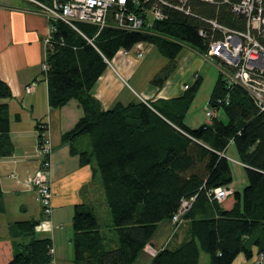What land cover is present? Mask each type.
Masks as SVG:
<instances>
[{"label": "trees", "instance_id": "trees-1", "mask_svg": "<svg viewBox=\"0 0 264 264\" xmlns=\"http://www.w3.org/2000/svg\"><path fill=\"white\" fill-rule=\"evenodd\" d=\"M159 1L166 18L146 31L114 24L112 14L99 31L92 23L77 21L76 28L60 18L50 19L44 69L49 106L55 109L75 99L82 109L61 140L69 143L81 164H90L99 174L117 234L112 246L98 215L78 206L72 217L74 264H136L144 251L148 264H231L239 252L251 257L255 246L264 256V110L247 90L228 85L220 71L209 106H223L228 118L216 115L198 127H190L184 118L200 77L179 96L119 100L108 108L92 92L107 68L105 57L112 58L121 48L140 41L156 44L168 62L151 83L162 85L183 46L204 53L212 40L224 37L215 22L246 28L245 16L233 9L238 0ZM10 96L9 84L0 77V156L14 150L10 106L4 100ZM37 127L38 145L47 127L41 121ZM231 142L248 175L243 190L231 186ZM219 186L231 189L222 199L213 193ZM184 199L191 205L173 220ZM163 221H185L187 236L178 235L171 245L169 235L156 244ZM39 222L36 217L11 222L10 242L0 240V264L52 262V240L37 234ZM202 252L209 255L206 263Z\"/></svg>", "mask_w": 264, "mask_h": 264}, {"label": "crops", "instance_id": "crops-1", "mask_svg": "<svg viewBox=\"0 0 264 264\" xmlns=\"http://www.w3.org/2000/svg\"><path fill=\"white\" fill-rule=\"evenodd\" d=\"M50 26V20L35 3L29 0H0V77L12 90V96L4 100L10 106V135L14 143L11 154L0 156V240L10 242L12 221L36 217L44 221L46 227L37 230V234L48 236L52 240L53 260L47 264H74V212L78 206L95 212L98 196L104 191L99 174H94L90 164H81L79 155L73 154L69 143L61 140L62 132L72 127L82 113L77 100L72 99L55 109L49 106L48 82L43 63ZM130 56L114 55V66L108 63L92 88L105 108L119 100L128 102L140 98L148 101L179 96L194 84L197 77L202 81L204 74L206 76L209 71V67L203 65L205 62L198 64L196 54L182 50L177 55L175 69L162 85L151 83L150 75L147 82H137L135 85L138 88L131 86L132 91H129L125 76L129 75L132 57L137 58ZM203 59L208 60L205 57ZM132 78L133 74L130 79ZM31 83H34L31 90H27ZM17 114L20 115L19 119ZM39 121L46 124L44 133L51 139V151L48 155V176L53 192L50 215L43 213L40 203L39 208L31 210L30 197L33 198L34 195L35 198L36 190L25 182L40 168L41 160L34 156V147L39 141ZM231 186L235 189L233 182ZM162 228L168 233L171 222H161L160 229ZM185 236L184 231L182 237ZM161 241H156V244ZM69 242H72L70 246ZM261 255L263 253H258L255 246L250 258L242 251L232 264H252L254 259L261 260L260 264H264V256ZM148 263L147 253L144 251L136 264Z\"/></svg>", "mask_w": 264, "mask_h": 264}, {"label": "built area", "instance_id": "built-area-1", "mask_svg": "<svg viewBox=\"0 0 264 264\" xmlns=\"http://www.w3.org/2000/svg\"><path fill=\"white\" fill-rule=\"evenodd\" d=\"M35 3L48 19L60 18L66 23L77 27V21L96 24L98 31L108 24L109 15H113V22L118 26L137 31H146L153 23L166 18L159 0H29ZM186 0H182L184 3ZM214 1V0H206ZM246 18L244 30L230 29L215 22L224 31V37L212 40L207 52L200 53L206 59L215 62L223 74L228 85L243 87L253 98L256 105L264 110V0H238L234 6ZM51 24V21H50ZM52 26H50V31ZM50 31L46 38L49 43ZM145 42L140 41L132 48H121L115 55L144 56ZM107 63L113 65L114 58H106ZM114 66V65H113ZM46 69V62L43 63ZM31 83L27 90H31ZM218 107L210 106L207 115L210 121L216 116ZM37 151L43 154L41 166L35 176L28 180V184L36 189V199L42 205L46 215L52 211V187L49 181L50 167L49 153L51 139L43 134ZM231 189L219 186L213 189L214 196L222 199ZM191 205V200L184 199L178 213L173 216L177 220L179 213ZM150 246H147L149 250ZM52 251V249H51ZM260 261V260H259Z\"/></svg>", "mask_w": 264, "mask_h": 264}, {"label": "rangeland", "instance_id": "rangeland-1", "mask_svg": "<svg viewBox=\"0 0 264 264\" xmlns=\"http://www.w3.org/2000/svg\"><path fill=\"white\" fill-rule=\"evenodd\" d=\"M145 45H146L144 48L145 57H143V58H133L132 57V61L129 65V75H127V77L125 76V80H126L125 84L127 85V89L129 91H132L131 86L138 88V87H136L135 83L141 82V81L147 82V78L150 75H151V79H152V77L168 62V58L159 52L156 44L145 42ZM182 50L183 51H191L192 53L196 54V61H198V64L201 65L203 62H205V63H203L204 67H209V71L206 73V76L204 74V78L202 79V81L199 83V85L197 87L195 98H194L192 104L190 105L189 109L187 110L186 116L184 118V121L190 127H198L203 122H205L209 119V116L206 113L207 109L210 108L209 96H210L211 91L213 89L215 79L217 78V76L220 72V67L215 62H212L209 59L204 60L203 56L201 54H198L195 49H191L187 45L183 46L181 51ZM137 67H139L138 70H137ZM203 71H205V70H203ZM132 74H133L134 78L130 79ZM151 79H150V81H151ZM124 95H125V97L127 96L125 93H124ZM215 114H217L218 117L223 119V120H227V118H228L223 106L218 107L216 109ZM227 155L231 161V167H232V171H233V185H234L235 189L243 190L244 186L248 183V175H247V172H246L244 165L242 164V162L239 159L237 149H236L233 142H231L228 146ZM34 156L37 157V159H39V161L43 157V154L39 153L37 151V144L34 147ZM36 172L37 171H35L32 176H30L28 179L25 180L26 184H28V182H27L28 180L30 181V179L35 176ZM28 185H30V184H28ZM30 186L33 187L32 183ZM35 198H36V196H35ZM35 198H34V195H33V198L30 197L29 203H31V210L32 211L35 210V208L37 209L40 207L39 202ZM19 200L20 199L18 198V202H19ZM96 208H97V210H96ZM95 210H96L95 212L97 213L100 222L102 223V225L104 227L105 233L111 239V245L115 246L117 244V234H116L115 229H112L111 225H110L112 223V217H111L109 207H108L106 199H105L104 192H102L101 195L98 196L97 207H95ZM171 222L172 223H171L170 231L168 233H165L164 228L158 230L159 232L157 231L155 234V240H157V241L158 240H160V241L165 240L166 236L168 237L169 235H172L171 245H173L176 242L178 235H179V237L182 236L183 232L186 229V226L184 225L185 221H181V222L179 221V223H177L176 225L173 223V221H171ZM168 223H170V222H168ZM43 228H46L45 222L40 221L36 225V230H40ZM62 238H63V236H62ZM71 244H72V242H69V246ZM248 258H250V257H248ZM254 260H252V264H260L261 263V262H259V260H255V261ZM201 261L205 262V263L209 261L208 253L202 252ZM233 261H232V263H233Z\"/></svg>", "mask_w": 264, "mask_h": 264}]
</instances>
